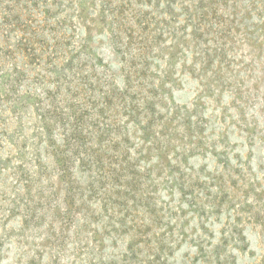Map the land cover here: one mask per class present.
I'll return each mask as SVG.
<instances>
[{
    "label": "rangeland",
    "instance_id": "rangeland-1",
    "mask_svg": "<svg viewBox=\"0 0 264 264\" xmlns=\"http://www.w3.org/2000/svg\"><path fill=\"white\" fill-rule=\"evenodd\" d=\"M0 264H264V0H0Z\"/></svg>",
    "mask_w": 264,
    "mask_h": 264
}]
</instances>
